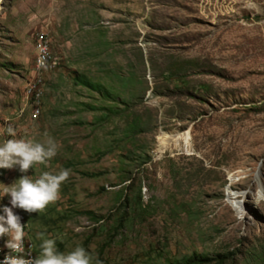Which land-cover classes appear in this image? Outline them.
<instances>
[{
  "label": "rangeland",
  "instance_id": "374dc122",
  "mask_svg": "<svg viewBox=\"0 0 264 264\" xmlns=\"http://www.w3.org/2000/svg\"><path fill=\"white\" fill-rule=\"evenodd\" d=\"M49 136L25 174L71 169L60 199L13 209L35 256L43 232L103 264H264V0H0V144Z\"/></svg>",
  "mask_w": 264,
  "mask_h": 264
},
{
  "label": "clouds",
  "instance_id": "9594fccd",
  "mask_svg": "<svg viewBox=\"0 0 264 264\" xmlns=\"http://www.w3.org/2000/svg\"><path fill=\"white\" fill-rule=\"evenodd\" d=\"M5 131L11 137L16 136L12 126ZM56 154L57 143L50 136L43 143L32 139H8L0 144V168H18L23 174L12 185L3 186L4 195L10 196L11 207H4V215L0 216V237H9L5 244L9 252L0 264H103L96 254L80 245L68 252L60 251L58 238H48L43 232L37 233V239L42 240L40 254L26 258L31 254H25L26 225L13 209L30 214L43 212L49 204L60 199L61 186L69 179L71 169L62 168L57 173L44 171L36 179L25 174L35 164H47Z\"/></svg>",
  "mask_w": 264,
  "mask_h": 264
},
{
  "label": "trees",
  "instance_id": "16d2710c",
  "mask_svg": "<svg viewBox=\"0 0 264 264\" xmlns=\"http://www.w3.org/2000/svg\"><path fill=\"white\" fill-rule=\"evenodd\" d=\"M74 84L82 86L84 88H92L89 82L82 77H76L74 79ZM226 260L227 257L223 255L217 256L214 259H210L203 256H192L189 258L182 259L181 261H176L167 264H225Z\"/></svg>",
  "mask_w": 264,
  "mask_h": 264
},
{
  "label": "built area",
  "instance_id": "2783aa9c",
  "mask_svg": "<svg viewBox=\"0 0 264 264\" xmlns=\"http://www.w3.org/2000/svg\"><path fill=\"white\" fill-rule=\"evenodd\" d=\"M39 41L45 42V38L43 35L39 36ZM43 65H49V58L44 56V50L36 51V56L34 58L36 82L34 83L33 94H34V98L37 101H38V91L40 89V85H39V81H38V74H43ZM8 239H9L8 236H5L2 239H0V246L5 245L6 241ZM24 246H25V252H26L27 251V245L25 244V241H24ZM13 254H15V253H13Z\"/></svg>",
  "mask_w": 264,
  "mask_h": 264
},
{
  "label": "bare ground",
  "instance_id": "6f19581e",
  "mask_svg": "<svg viewBox=\"0 0 264 264\" xmlns=\"http://www.w3.org/2000/svg\"><path fill=\"white\" fill-rule=\"evenodd\" d=\"M41 48V47H40ZM43 48V47H42ZM45 56V55H44ZM45 67V65H43V68ZM21 223L23 224V220H22V218H21ZM26 239L30 242V240L28 239V237H27V232H26V238H25V244L27 245V251H26V254L27 253H31L30 254V256H26V258H35L36 256H35V253H34V251H33V249H32V245L28 242V241H26ZM8 252H9V250L4 246V249L2 248L1 250H0V262H2L3 261V259H4V257H5V255L6 254H8Z\"/></svg>",
  "mask_w": 264,
  "mask_h": 264
}]
</instances>
